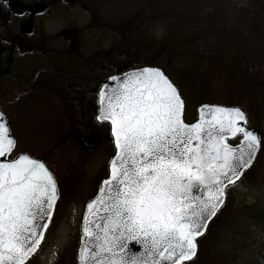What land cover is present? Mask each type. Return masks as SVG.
<instances>
[{
    "label": "snow or ice",
    "instance_id": "obj_1",
    "mask_svg": "<svg viewBox=\"0 0 264 264\" xmlns=\"http://www.w3.org/2000/svg\"><path fill=\"white\" fill-rule=\"evenodd\" d=\"M110 79L116 83L100 89L97 119L110 122L117 151L87 204L78 259L182 264L195 256L196 238L224 203L225 188L251 164L260 137L239 107L201 105L199 119L186 123L184 100L158 67ZM10 133L0 113V157L16 147ZM237 134L239 144L226 142ZM57 198V181L42 160L27 153L0 159V264H25ZM130 241L143 251L132 252Z\"/></svg>",
    "mask_w": 264,
    "mask_h": 264
},
{
    "label": "rangeland",
    "instance_id": "obj_2",
    "mask_svg": "<svg viewBox=\"0 0 264 264\" xmlns=\"http://www.w3.org/2000/svg\"><path fill=\"white\" fill-rule=\"evenodd\" d=\"M148 1L102 0L100 10L104 16L113 11L126 22ZM145 11L140 23L150 15L148 8ZM154 14L151 21L141 26L140 34L154 41L155 46L166 48L170 43L171 54L163 56L157 66L165 68L179 84L187 122L196 119L201 102L237 106L246 113L248 127H258L262 133L259 162L251 170L252 182L247 174L246 180L227 188V203L201 241L200 253L189 264H264V225L252 236L246 233L239 247L232 245L233 238L228 233L231 225L243 226L245 213L263 217L264 221V0H168L158 5ZM83 15L78 20L88 21ZM175 22L182 26L178 31L184 34L172 31ZM92 33L89 46L95 53L108 51L119 40L112 25ZM175 35H184L187 44L184 41L183 47L177 48ZM121 53L114 55L112 61L124 68L118 58ZM1 107L5 111L4 105ZM60 121L63 123L59 122V133L72 132L65 120ZM38 129L37 133H30V138L19 136L9 158L23 153L27 146L34 155L48 150L49 168L60 186L65 183V187L55 223L30 264H79L76 249L81 243L86 206L107 177L104 176L114 148L104 139L98 149L91 147L87 151L84 166L82 154L78 153L81 140L69 139L70 147L61 146L65 140L51 139L58 131L55 123L45 122Z\"/></svg>",
    "mask_w": 264,
    "mask_h": 264
},
{
    "label": "flooded vegetation",
    "instance_id": "obj_3",
    "mask_svg": "<svg viewBox=\"0 0 264 264\" xmlns=\"http://www.w3.org/2000/svg\"><path fill=\"white\" fill-rule=\"evenodd\" d=\"M100 1L0 0V62L5 67L0 73V105H4L16 144L19 136L30 138L45 122L57 126L51 139L62 140L60 120H65L72 132L63 138L81 140L78 153L84 161L85 150L110 137L107 124L97 119L104 81L98 72L108 71V53H95L89 46L92 31L103 27L95 17L96 12L100 18ZM78 10L88 21L78 20L82 15ZM25 151L48 161V150L37 156L29 146ZM258 162L259 155L238 184L247 174L252 182L251 170ZM59 194L53 224L62 202Z\"/></svg>",
    "mask_w": 264,
    "mask_h": 264
},
{
    "label": "trees",
    "instance_id": "obj_4",
    "mask_svg": "<svg viewBox=\"0 0 264 264\" xmlns=\"http://www.w3.org/2000/svg\"><path fill=\"white\" fill-rule=\"evenodd\" d=\"M168 0H149L147 4L144 6V9H141L140 12L137 14H134L129 18L128 21L124 22L118 18L113 19V22L109 24H104V26L112 25L115 32L118 33L119 40L107 51L108 54L106 55V59L109 62V69H111L113 72H116L117 70L121 72L122 70H127L130 68H133L134 66H138L141 63H145L150 66H156L158 65L162 59L163 56L167 54H171V48L170 43H168L167 47L165 48L164 45L159 44L155 46V42L151 39H146L145 37H142L141 33V26L144 25V23L151 21L154 14L155 9L158 7V5L163 4ZM148 8V11H150V15L146 16L144 18V23H140L139 19L144 16L145 10ZM153 8V9H151ZM170 17V16H169ZM170 20H174L172 18H169ZM140 23V24H139ZM186 26V25H184ZM182 26L175 22L173 23V32H176L178 30H182ZM180 32V33H179ZM179 34H184L182 31H178ZM179 36V37H178ZM175 35L174 41L176 42V47L180 49V47H183V42L187 44V41L184 38V35ZM199 49V48H198ZM123 51V53H121ZM117 53H121V56H119L120 62L124 63V68H121L119 62H113V57ZM112 62V63H111ZM163 62V61H162ZM0 62V73L4 69V67ZM110 70V72H111ZM165 72L166 69L163 68ZM171 76V75H170ZM173 79V77L171 76ZM174 80V79H173ZM229 105V104H227ZM230 106V105H229ZM102 144V143H101ZM101 144H98L99 146ZM91 145V147L96 150L99 148ZM89 149V148H88ZM87 150L83 152V154H87ZM86 159L82 162L85 163ZM246 218L243 221V226H240L239 224L231 225L228 228V233H230L232 245L234 247L240 246V240L243 238V236H246V233L249 236L254 235L258 229L264 225L263 217H254L252 213H245ZM251 226L250 228H248ZM233 227V228H232ZM211 230V227H210ZM209 230V232H210Z\"/></svg>",
    "mask_w": 264,
    "mask_h": 264
},
{
    "label": "water",
    "instance_id": "obj_5",
    "mask_svg": "<svg viewBox=\"0 0 264 264\" xmlns=\"http://www.w3.org/2000/svg\"><path fill=\"white\" fill-rule=\"evenodd\" d=\"M142 69V68H141ZM129 72V71H128ZM128 72H126V73H128ZM124 74V73H123ZM117 76H120V77H122V74L121 75H117ZM116 82L115 81H112L110 78L108 79V80H106L105 82H104V84H103V86L105 85V84H108V85H114ZM102 86V87H103ZM205 105V104H204ZM201 107V106H200ZM200 107H199V109H200ZM199 109H198V119H199ZM1 113V112H0ZM183 116H184V112H183ZM3 119H4V116H3ZM184 119V118H183ZM205 119L207 120V119H210V117H208L207 115L205 116ZM4 121L6 122V120L4 119ZM109 122V121H108ZM110 123V122H109ZM242 123V122H241ZM253 131H255L256 132V134L259 136V133H260V130L259 129H253ZM239 134H237V136H238ZM236 136V137H237ZM235 137H231V136H227L226 137V142L228 143V141L229 140H232V139H234ZM113 140H114V138H113ZM114 146H115V144H114ZM115 149H116V147H115ZM258 149H259V147H258ZM258 149H257V151H258ZM116 151H117V149H116ZM257 151H256V153H257ZM256 153H255V155H256ZM115 154H116V152H115ZM8 156V155H7ZM7 156L6 157H0V159H7ZM115 156V155H114ZM254 158H255V156H254ZM254 160V159H253ZM253 160H252V162H253ZM252 162H251V164H252ZM250 164V165H251ZM249 165V166H250ZM248 166V167H249ZM247 167V168H248ZM247 168H244L243 170H242V173L247 169ZM109 170H110V168H109ZM242 173H241V175H242ZM109 175H110V172H109ZM241 175L238 177V178H236L231 184H229V185H232V184H234L235 182H237L239 179H240V177H241ZM228 185V186H229ZM227 186V187H228ZM58 187V186H57ZM225 190H226V188H225ZM195 191V190H194ZM58 198H59V192H58ZM58 198L56 199V201H55V203H54V206H53V209H52V215H51V218H50V220L49 221H46L47 222V224H48V227H49V225L51 224V221H52V218H53V215H54V213H55V208H56V205H57V202H58ZM225 200H226V198L224 197V203H225ZM224 203L218 208V210L216 211V214L214 215V216H212L209 220H207V223H206V227H205V229L203 230V233L200 235V236H198L197 238H196V243H197V251H196V254H195V256H193L190 260H187V261H184V262H182V264H184V263H187V262H189V261H191V260H193L195 257H196V255H197V253H198V242H199V240L206 234V232H207V230H208V228H209V226H210V224H211V222L214 220V218L216 217V215H217V213L221 210V208L223 207V205H224ZM98 214H102V213H98ZM90 219H91V217H90ZM48 227L46 228V229H44V235H43V238L41 239V241H40V244L38 245V247H37V249H36V251L25 261V264L36 254V252L38 251V249H39V246L41 245V243L43 242V239H44V236H45V233H46V231H47V229H48ZM129 248L131 249V251L132 252H136V253H139V252H141V251H143V247H142V245H140V244H137V243H135L134 241H130L129 242Z\"/></svg>",
    "mask_w": 264,
    "mask_h": 264
}]
</instances>
